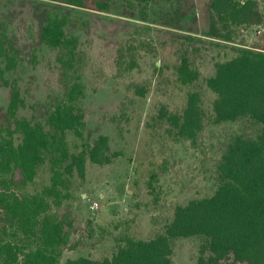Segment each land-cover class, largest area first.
<instances>
[{"label": "rangeland", "instance_id": "obj_1", "mask_svg": "<svg viewBox=\"0 0 264 264\" xmlns=\"http://www.w3.org/2000/svg\"><path fill=\"white\" fill-rule=\"evenodd\" d=\"M94 1L87 0L89 7H71L51 0H0L1 19L22 49L18 68L7 73L27 101L20 114L44 119L65 91L80 83L84 93L76 105L85 113V124L83 137L68 132L71 150L78 153L104 134L121 153L108 164L88 160L83 176L70 177L64 190L68 197L53 206L70 237L61 249L62 262L112 256L128 237L150 239L164 231L178 204L218 188L217 165L232 138H257L262 130L245 116L221 124L207 120L195 139L178 137L159 113L164 104L182 110L189 90L201 82L186 85L179 79L183 51L205 77L242 46L264 48V0H256L259 22L233 25L234 42L203 34L210 25L212 0H112L107 11L94 9ZM182 8L186 13L176 22ZM48 14L68 17L67 36L79 40L74 60L42 41ZM140 87L148 88L145 95ZM202 89L210 111L214 95L204 85ZM9 97L10 88L1 85L0 107L7 108ZM51 174L50 164H44L27 190L41 191ZM199 256L198 238L176 241L174 264H200ZM222 264H234L232 257Z\"/></svg>", "mask_w": 264, "mask_h": 264}, {"label": "trees", "instance_id": "obj_2", "mask_svg": "<svg viewBox=\"0 0 264 264\" xmlns=\"http://www.w3.org/2000/svg\"><path fill=\"white\" fill-rule=\"evenodd\" d=\"M71 7H89L87 0H51ZM151 1V0H141ZM98 11H107L112 0H96ZM174 18L179 22L185 9ZM256 0H212L210 25L203 34L234 42L233 25L259 22ZM66 15L48 14L41 27L44 43L60 49L72 60L78 37L67 36ZM172 22L167 23L172 27ZM22 49L8 32L0 15V86L10 88L6 109L0 107V264H174L176 241L200 240V264H264V48L242 46L236 56L216 63L211 75L202 77L183 51L177 67L179 79L194 85L182 110L163 105L159 116L178 137L195 139L207 120L214 124L250 117L261 124L257 138L236 135L217 165L221 183L214 193L193 198L175 207L164 231L150 239L128 237L112 256H80L61 260V249L69 244L65 222L52 213L68 193L70 177L83 176L88 160L111 163L121 153L114 151L107 135L87 142L73 152L68 132L83 137L85 113L76 105L84 93L80 83L65 91L44 119L21 115L26 98L7 73L18 68ZM63 63H69L61 58ZM158 64V63H157ZM134 64H131L133 67ZM204 88L214 98L210 111L203 104ZM147 87L138 90L142 95ZM44 164H50L51 182L41 191L27 190Z\"/></svg>", "mask_w": 264, "mask_h": 264}, {"label": "built area", "instance_id": "obj_3", "mask_svg": "<svg viewBox=\"0 0 264 264\" xmlns=\"http://www.w3.org/2000/svg\"><path fill=\"white\" fill-rule=\"evenodd\" d=\"M99 206V202H97V201H94L93 202V205H92V207H95V208H97Z\"/></svg>", "mask_w": 264, "mask_h": 264}]
</instances>
